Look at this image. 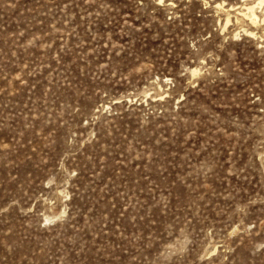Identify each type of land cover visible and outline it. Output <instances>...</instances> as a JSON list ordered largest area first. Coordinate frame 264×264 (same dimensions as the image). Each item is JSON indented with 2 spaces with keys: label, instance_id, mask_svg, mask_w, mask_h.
Wrapping results in <instances>:
<instances>
[{
  "label": "rangeland",
  "instance_id": "obj_1",
  "mask_svg": "<svg viewBox=\"0 0 264 264\" xmlns=\"http://www.w3.org/2000/svg\"><path fill=\"white\" fill-rule=\"evenodd\" d=\"M245 1L0 0V264H264Z\"/></svg>",
  "mask_w": 264,
  "mask_h": 264
},
{
  "label": "bare ground",
  "instance_id": "obj_2",
  "mask_svg": "<svg viewBox=\"0 0 264 264\" xmlns=\"http://www.w3.org/2000/svg\"><path fill=\"white\" fill-rule=\"evenodd\" d=\"M218 6L226 10V23H229L232 20V9H237V13L234 12L236 13L237 20H239L241 15L243 19L248 20L253 25H258L262 22L264 23V0H247L240 7L232 6L226 8L223 2H219ZM260 8L262 12H260ZM247 32L255 33L253 30H247ZM192 71L196 74L199 72V68L195 67Z\"/></svg>",
  "mask_w": 264,
  "mask_h": 264
}]
</instances>
